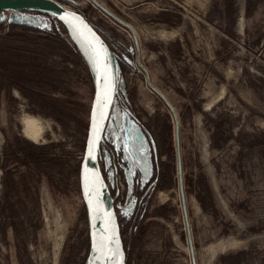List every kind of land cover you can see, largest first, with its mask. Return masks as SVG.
Instances as JSON below:
<instances>
[{
	"label": "rangeland",
	"instance_id": "1",
	"mask_svg": "<svg viewBox=\"0 0 264 264\" xmlns=\"http://www.w3.org/2000/svg\"><path fill=\"white\" fill-rule=\"evenodd\" d=\"M60 1L84 13L116 55L101 164L126 264H193L173 109L147 82L130 28L92 0ZM99 1L134 28L141 62L177 113L197 264H264V0ZM0 26V41L9 29L28 37L8 40L16 49L1 52L13 59L5 72L31 77L22 87L1 78L0 264H85L90 232L74 169L91 71L50 14L4 10ZM36 145L56 163L23 164Z\"/></svg>",
	"mask_w": 264,
	"mask_h": 264
},
{
	"label": "water",
	"instance_id": "2",
	"mask_svg": "<svg viewBox=\"0 0 264 264\" xmlns=\"http://www.w3.org/2000/svg\"><path fill=\"white\" fill-rule=\"evenodd\" d=\"M94 1L110 15L132 30L137 45V59L146 72L147 82L173 109L176 118L175 136L178 155L179 185L189 232L193 264H197L184 189L179 119L177 113L164 92L151 81L147 68L141 62L139 41L133 27L108 10L98 0ZM4 10L41 11L49 13L59 19L66 27L68 35L91 71L94 83V94L91 103L84 154L79 165L80 187L85 201L90 232V248L85 264H108L112 241L118 239L122 244L120 226L115 208V198L101 164L102 139L109 125L114 102L117 73L115 52L109 41L84 13L69 7L60 0H0V11ZM94 50H98L100 53L98 59L95 57ZM90 153L91 156L89 155ZM98 247L101 249L99 252L97 251ZM124 264H126L125 259Z\"/></svg>",
	"mask_w": 264,
	"mask_h": 264
},
{
	"label": "trees",
	"instance_id": "3",
	"mask_svg": "<svg viewBox=\"0 0 264 264\" xmlns=\"http://www.w3.org/2000/svg\"><path fill=\"white\" fill-rule=\"evenodd\" d=\"M21 12H35V11H21ZM38 12H41V11H38ZM43 13H46V12H43ZM49 14V13H47ZM51 15V14H50ZM58 23L60 24V26L63 28V30L65 31V33L68 34V31L66 29V27L63 25V23L57 19L56 17H54ZM19 23H13L12 25H17ZM19 25H21V27H23V30H27V29H30V30H37V27L36 26H33V25H30V24H27V23H20ZM2 26H0L1 28ZM11 29H9V31L7 32L6 36L3 37V39L5 40H2L0 41V90H1V87L3 85V81H1L2 79L1 78H4L6 80V84L8 85V87H11L12 85H18L19 87L23 86V85H26V84H29V80H31V77H29L30 75H26L25 73H22V72H14L12 69H10V71H6L4 70V61H13V59L11 60L10 58V55L5 58L3 57V55H1V52H8L9 54H15V45H11L10 43H7L8 40L10 41L11 38H14V37H19V38H28L26 34H24L23 32H19V33H12L10 32ZM7 40V41H6ZM4 47H5V50H4ZM74 48L77 49L76 45L74 44ZM77 51L79 52V50L77 49ZM28 82V83H26ZM36 149L37 151H27V158H23L21 160V162H23V164H26V166L29 164V161L30 159H28V157H31V158H34V162L35 163H38L39 161H44V160H47L49 159V161L56 163V159L53 158L52 156H47L45 155V152H44V146H37L36 145ZM17 158H20V157H17ZM78 168H79V165L76 167V169H74V171L76 173H78ZM11 181H12V184H15L16 181L14 180V177H12L11 175ZM234 254H229L227 257L231 258ZM228 264V263H227Z\"/></svg>",
	"mask_w": 264,
	"mask_h": 264
},
{
	"label": "bare ground",
	"instance_id": "4",
	"mask_svg": "<svg viewBox=\"0 0 264 264\" xmlns=\"http://www.w3.org/2000/svg\"><path fill=\"white\" fill-rule=\"evenodd\" d=\"M99 1V0H98ZM93 3L98 5L94 0H92ZM100 2V1H99ZM101 3V2H100ZM102 4V3H101ZM99 6V5H98ZM100 7V6H99ZM106 7V6H105ZM103 9L102 7H100ZM107 8V7H106ZM108 9V8H107ZM105 10V9H103ZM109 10V9H108ZM106 11V10H105ZM111 11V10H110ZM107 12V11H106ZM112 12V11H111ZM108 13V12H107ZM109 14V13H108ZM115 14V13H114ZM116 15V14H115ZM112 16V15H111ZM117 16V15H116ZM116 19V18H114ZM121 19V18H120ZM117 20V19H116ZM118 21V20H117ZM124 21V20H123ZM121 23L120 21H118ZM126 22V21H125ZM128 23V22H127ZM123 24V23H121ZM129 24V23H128ZM124 25V24H123ZM131 25V24H129ZM127 28H129L127 25H124ZM134 29V28H133ZM136 32V31H135ZM133 34V33H132ZM137 34V33H136ZM35 126H30L31 131H35ZM112 253H115V255H112ZM124 259H125V252L123 249L122 244L118 241V239H114L111 244L109 256H108V264H124Z\"/></svg>",
	"mask_w": 264,
	"mask_h": 264
},
{
	"label": "snow or ice",
	"instance_id": "5",
	"mask_svg": "<svg viewBox=\"0 0 264 264\" xmlns=\"http://www.w3.org/2000/svg\"><path fill=\"white\" fill-rule=\"evenodd\" d=\"M94 53H95V57L98 59L99 56H100V53L98 50H94ZM91 156V153L89 154ZM101 249L98 247L97 248V251L99 252ZM112 255H115V253H112Z\"/></svg>",
	"mask_w": 264,
	"mask_h": 264
},
{
	"label": "built area",
	"instance_id": "6",
	"mask_svg": "<svg viewBox=\"0 0 264 264\" xmlns=\"http://www.w3.org/2000/svg\"><path fill=\"white\" fill-rule=\"evenodd\" d=\"M105 135H106V133H105ZM105 135H104V137H103V139H102V147H103V145L105 144ZM101 153H102V151H101Z\"/></svg>",
	"mask_w": 264,
	"mask_h": 264
}]
</instances>
